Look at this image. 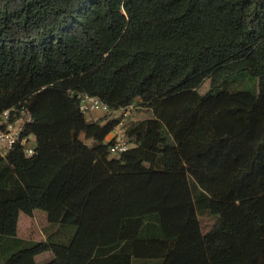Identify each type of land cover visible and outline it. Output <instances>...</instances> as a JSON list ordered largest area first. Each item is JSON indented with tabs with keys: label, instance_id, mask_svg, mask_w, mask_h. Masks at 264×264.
I'll list each match as a JSON object with an SVG mask.
<instances>
[{
	"label": "trees",
	"instance_id": "obj_1",
	"mask_svg": "<svg viewBox=\"0 0 264 264\" xmlns=\"http://www.w3.org/2000/svg\"><path fill=\"white\" fill-rule=\"evenodd\" d=\"M84 94L150 109L128 151ZM19 102L37 152L0 155L1 264H264V0H0V110ZM13 207L62 234L7 236Z\"/></svg>",
	"mask_w": 264,
	"mask_h": 264
},
{
	"label": "built area",
	"instance_id": "obj_2",
	"mask_svg": "<svg viewBox=\"0 0 264 264\" xmlns=\"http://www.w3.org/2000/svg\"><path fill=\"white\" fill-rule=\"evenodd\" d=\"M135 108L134 104H130L126 107L112 110L98 97L88 94L81 95L79 100V110L85 116L91 113H101L103 115L113 114L114 112L120 113L121 120L113 126L105 137L109 154L112 157L121 155L132 146L125 133L124 121L130 118V114ZM32 122V113L22 102L0 110V155L4 156L16 147L20 148L27 157L36 154V137L29 132Z\"/></svg>",
	"mask_w": 264,
	"mask_h": 264
},
{
	"label": "rangeland",
	"instance_id": "obj_3",
	"mask_svg": "<svg viewBox=\"0 0 264 264\" xmlns=\"http://www.w3.org/2000/svg\"><path fill=\"white\" fill-rule=\"evenodd\" d=\"M206 89V87H205ZM130 120H140L149 118L152 116V112L150 109L145 107H138L137 109L130 114ZM103 114L99 113H91L87 115V119L92 121L96 120L98 118L103 117ZM109 118H114L117 122L121 120L120 113L114 112L113 114L109 115ZM127 123V121H124V124ZM81 139L88 145L92 144L91 140H87L81 135ZM200 225L203 232H206L212 225L214 219L209 216H199ZM53 225H50L47 221L46 214L42 212L41 210H35L32 216H27L20 212L15 207L12 208L10 212L9 217V223H8V229H7V236L10 237H18L25 241H44L46 240V236H60L62 233L58 232L57 229L54 228ZM56 227V226H55ZM65 239V238H64ZM67 240V239H65ZM75 252L67 248L61 253L54 255L50 252H43L36 256L35 260L37 264H44L48 260L52 258L58 259L62 264H66L69 258L74 255ZM3 256L0 255V264L2 262ZM134 264H157L154 261H137L134 262Z\"/></svg>",
	"mask_w": 264,
	"mask_h": 264
},
{
	"label": "crops",
	"instance_id": "obj_4",
	"mask_svg": "<svg viewBox=\"0 0 264 264\" xmlns=\"http://www.w3.org/2000/svg\"><path fill=\"white\" fill-rule=\"evenodd\" d=\"M99 114H101V113H99Z\"/></svg>",
	"mask_w": 264,
	"mask_h": 264
}]
</instances>
